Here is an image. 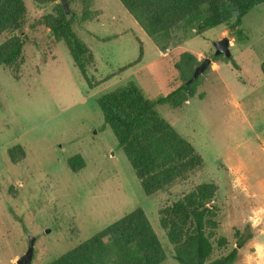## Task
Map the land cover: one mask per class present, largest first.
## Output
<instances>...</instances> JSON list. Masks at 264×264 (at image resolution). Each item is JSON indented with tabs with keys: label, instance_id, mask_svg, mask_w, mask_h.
I'll return each mask as SVG.
<instances>
[{
	"label": "rangeland",
	"instance_id": "obj_1",
	"mask_svg": "<svg viewBox=\"0 0 264 264\" xmlns=\"http://www.w3.org/2000/svg\"><path fill=\"white\" fill-rule=\"evenodd\" d=\"M24 2L23 29L0 36V46L27 37L19 59L0 65V264H17L29 236L36 238L31 264H50L139 208L165 248L163 264H179L160 211L202 184L217 191L209 205L218 223L215 239L228 242L224 249L215 243L212 259L238 248L235 264H258L257 245L264 246V4L236 28L231 21L203 35L176 29L162 51L119 0H69L66 17L91 59L84 76L50 27L61 0ZM224 38L231 56L215 59V43ZM185 52L212 65L194 98L157 112L203 165L147 195L97 101L130 83L147 99L167 96L184 84L175 64ZM76 155L86 164L78 173L68 165ZM237 231L253 238L241 247Z\"/></svg>",
	"mask_w": 264,
	"mask_h": 264
},
{
	"label": "trees",
	"instance_id": "obj_2",
	"mask_svg": "<svg viewBox=\"0 0 264 264\" xmlns=\"http://www.w3.org/2000/svg\"><path fill=\"white\" fill-rule=\"evenodd\" d=\"M119 1L162 51L168 48L176 29L203 35L231 21L236 28L242 25L249 12L264 4V0ZM26 19L24 0H0V36L23 29ZM71 25L72 21L67 19L60 6V17L50 25L52 33L67 43L76 66L85 76L91 59ZM26 41V36H16L0 46V65H11L19 59ZM164 42L166 45L162 44ZM200 64L195 55L183 53L175 67L181 73L184 84L156 100L147 99L134 83H130L97 101L106 125L116 136L119 147L147 195L172 186L189 171L203 165L193 146L157 112L158 106L180 108L194 98L200 78L189 86L185 82ZM262 73L264 76V63ZM21 154L24 156L23 151ZM68 165L78 173L86 164L81 155H76L68 160ZM216 192L211 185H199L193 192L160 211L161 227L174 245V257L179 264L236 263L238 248L212 259L215 243L218 249L228 245L226 238L215 239L218 223L214 208L209 205ZM236 238L238 245L244 247L253 235L245 237L237 231ZM166 259L165 248L147 214L139 208L50 264H163Z\"/></svg>",
	"mask_w": 264,
	"mask_h": 264
},
{
	"label": "water",
	"instance_id": "obj_3",
	"mask_svg": "<svg viewBox=\"0 0 264 264\" xmlns=\"http://www.w3.org/2000/svg\"><path fill=\"white\" fill-rule=\"evenodd\" d=\"M61 5L63 7L64 13L67 17L71 15L69 0H61ZM230 46V40L228 38H224L223 40L217 41L215 43V55L216 56H225L229 58L231 56V52L229 49ZM212 59L206 58L201 62L200 65L196 66L192 77L185 82L186 86L191 85L196 80H198L201 76L206 73V71L209 69V67L212 65ZM35 242L36 238L34 236H29L28 238V249L26 253L19 258L17 261V264H31L34 257V250H35Z\"/></svg>",
	"mask_w": 264,
	"mask_h": 264
},
{
	"label": "clouds",
	"instance_id": "obj_4",
	"mask_svg": "<svg viewBox=\"0 0 264 264\" xmlns=\"http://www.w3.org/2000/svg\"><path fill=\"white\" fill-rule=\"evenodd\" d=\"M257 256L260 258L258 264H264V246L257 245Z\"/></svg>",
	"mask_w": 264,
	"mask_h": 264
}]
</instances>
